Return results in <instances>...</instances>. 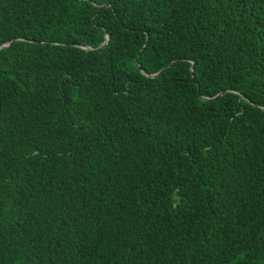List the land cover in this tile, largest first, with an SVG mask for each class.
Segmentation results:
<instances>
[{
	"label": "trees",
	"instance_id": "1",
	"mask_svg": "<svg viewBox=\"0 0 264 264\" xmlns=\"http://www.w3.org/2000/svg\"><path fill=\"white\" fill-rule=\"evenodd\" d=\"M9 41L0 264H264V0H0Z\"/></svg>",
	"mask_w": 264,
	"mask_h": 264
},
{
	"label": "water",
	"instance_id": "2",
	"mask_svg": "<svg viewBox=\"0 0 264 264\" xmlns=\"http://www.w3.org/2000/svg\"><path fill=\"white\" fill-rule=\"evenodd\" d=\"M106 39H107V38H106ZM10 43H11V41H9V42H7V43H4V44L0 45V47H2V46H8ZM218 94H221V92L218 93Z\"/></svg>",
	"mask_w": 264,
	"mask_h": 264
}]
</instances>
